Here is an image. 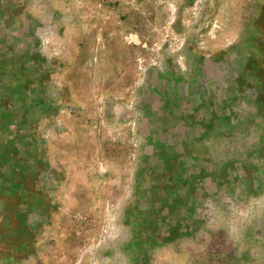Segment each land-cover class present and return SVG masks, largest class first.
I'll use <instances>...</instances> for the list:
<instances>
[{
    "label": "rangeland",
    "instance_id": "rangeland-1",
    "mask_svg": "<svg viewBox=\"0 0 264 264\" xmlns=\"http://www.w3.org/2000/svg\"><path fill=\"white\" fill-rule=\"evenodd\" d=\"M70 1L77 14L95 15L99 27L112 15L115 32L124 33L115 40V51H121V42L130 46L129 82L121 83L116 74L103 92L105 85L100 84L55 83L51 105L69 109L33 112L32 161L40 168L30 175L35 188L43 182V154L52 171L57 169L56 158L47 147L43 150V144L72 133L71 122L83 126L76 128L77 135L81 130L83 136L98 131L100 158L91 164L96 173L77 180L84 190L81 201L51 209L53 215L70 217L69 224L62 223L67 229L64 251H42L57 240L37 231L35 251L26 259L32 258L33 264H264V112L252 108L255 101L248 95L245 101L237 100L244 110L222 118V112L212 110L219 96L212 95L206 101L209 110L194 113L195 119L204 116L209 121L208 140L201 142L198 126L188 132L184 121L179 122L183 109L172 110V105L185 103V95H154L158 85L153 76L160 60L175 63L177 70L204 52L209 61L228 62L230 50L247 30L254 33L253 39L262 37L254 25L258 2L252 5L253 13L239 4L243 0H210L203 18L183 13L190 18L176 20L144 18L162 6L161 0H49L46 8L61 21ZM189 1L194 11H201V0ZM177 6L184 7L173 5ZM205 40L209 48L201 50ZM92 86L100 95H90ZM199 100L194 95L190 102L196 106ZM232 100L233 95H226L222 102ZM59 119L66 127H59ZM91 125L96 127L90 129ZM5 134L0 128V195L11 202L9 211L15 210L16 184L26 180L16 170L24 165L15 161L9 148L1 150ZM187 153L193 156L186 159ZM201 153L209 160H198ZM48 178L50 183L61 179L52 173ZM90 182L96 183L95 190L89 191ZM6 253L0 249V264L18 262L16 257L5 258Z\"/></svg>",
    "mask_w": 264,
    "mask_h": 264
},
{
    "label": "crops",
    "instance_id": "crops-1",
    "mask_svg": "<svg viewBox=\"0 0 264 264\" xmlns=\"http://www.w3.org/2000/svg\"><path fill=\"white\" fill-rule=\"evenodd\" d=\"M221 2L222 0H217L214 4ZM257 2V0H243L239 4H243L249 8V12L251 10L254 13L256 7L252 5ZM48 3L49 0H0V74L17 85L16 88H11L10 95H0L6 99V101L2 98L0 100V128L3 134L6 133L2 137L1 150L5 151L9 148L15 161L24 165V167H17L16 170L18 175L24 173L26 180V184H16L15 210L7 211L6 208H10L11 202L5 199L7 197L4 194L0 195V249L8 252L5 258H14V261L15 257L18 259V262L11 263L3 261V264H33L32 258L28 260L26 256L33 255L35 251L34 235L37 231H41L46 236L45 239L57 240L52 248H42V251H64L67 238L63 234L67 229L62 227V223L69 224L70 217L53 215L51 209L59 208L62 203L69 208L72 202H80L81 193L84 190L77 180L82 176H91L97 171L93 170L91 164L100 158L97 144L98 131L90 130L88 135L83 136L81 130L80 136L77 135L76 128L83 126L76 124L77 122H71L68 126L73 128L72 133L67 131L69 134L63 137L58 136L57 141L50 143L49 139V144H43V150L47 147L48 153L50 151L53 158H56V171H52L43 154L42 159L45 162L41 168L43 182L36 188L31 184L30 175L40 169L35 167L32 161L33 112L47 113L57 106L60 110L69 109L65 105L64 107L60 104L51 105L49 95H52V84H100L105 85L101 88L103 92L108 85L114 83L113 78L116 74L121 75V83L129 82L130 46L121 42L119 45L121 51H115V40L119 35L122 38L124 33L118 30L115 32L111 14L105 18L106 21L100 23L99 27L95 15L85 12L77 14L73 11L77 6L70 1L69 10L65 9L66 11L61 12L60 21V18L56 19L55 12H50L46 8ZM71 4L73 6H70ZM166 4H169L171 8ZM176 4H183L184 7H173ZM191 4L189 0H161L162 6L144 15V18L186 19L190 17L181 14L191 13L195 14L191 18L201 19L204 17L203 14L209 13L210 0H201V11H194ZM87 15L88 18L85 20ZM238 17L217 15V18ZM249 17L254 18L252 15ZM253 38L254 33L247 30L238 46L230 50L228 62L209 61L203 55L205 53L203 51L200 58L178 65L183 67V70H177L175 63H163L161 60L155 67L154 83L158 87L154 95H185V103L172 105V110L174 107L176 110L183 109L185 116L179 119V122L184 121L183 124L188 132L198 126L200 131L197 138L201 142L208 140L209 121L204 116L201 119H195L194 113L197 109L202 112L208 111L206 101L210 100L212 95L219 96L212 110L222 112V118H226L225 113H228L227 117H231L232 114L244 110L237 100L245 101V95H258V99L263 100V104L253 103L252 108L257 112H264V79L255 77L251 72V62L256 61L258 55ZM208 48L207 41L201 45V50ZM161 51L160 49L159 52ZM115 52L118 53L114 54ZM227 67L231 68V73ZM143 72L145 76L147 73ZM18 85L27 86L28 90L20 89ZM91 91L90 95H100L94 87ZM252 92L253 94H249ZM56 95H62V93L58 91ZM194 95L200 97V103L196 106L190 102ZM226 95H233L235 100L228 104L222 102ZM5 111L9 113L8 117L7 114L4 116ZM59 121L62 122L59 123V127H66L63 121L60 119ZM43 126L46 127V123ZM92 127L96 126L91 125L90 129H94ZM48 131L50 133L51 129ZM188 136L189 133L187 139ZM87 139L88 143L84 142ZM7 144L9 146L4 147ZM186 155V159L193 156L190 153ZM197 159L204 162L209 160V156L207 153H201L197 155ZM51 173L58 175L61 179L50 183L48 177ZM91 184L93 183L87 184L89 191L97 187L96 183ZM56 195L59 200L56 199ZM55 223L59 226L55 229L51 228V225ZM53 232H57L56 235H52Z\"/></svg>",
    "mask_w": 264,
    "mask_h": 264
},
{
    "label": "flooded vegetation",
    "instance_id": "flooded-vegetation-1",
    "mask_svg": "<svg viewBox=\"0 0 264 264\" xmlns=\"http://www.w3.org/2000/svg\"><path fill=\"white\" fill-rule=\"evenodd\" d=\"M255 30L258 32L262 33V37L261 38H256L255 39V48L257 49V60L251 62V72L252 74L260 79H264V0H258V7H257V15L255 17ZM1 76V74H0ZM4 75L1 76L0 78V95H10V90L12 87H17V85L15 83H13L10 79L8 78H4ZM20 86V87H19ZM18 87L20 89H24V90H28L27 86H22V85H18ZM247 93V92H245ZM249 94H253L249 93ZM246 97L248 95H245ZM251 96L254 101L255 104L259 103V105H262L263 100L260 101V99H258V95H249ZM4 99L6 101V99L4 97H0V100ZM248 98V97H247ZM1 102V101H0ZM5 113H7V111H5ZM4 113V114H5ZM174 158V157H173Z\"/></svg>",
    "mask_w": 264,
    "mask_h": 264
}]
</instances>
